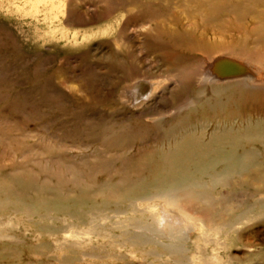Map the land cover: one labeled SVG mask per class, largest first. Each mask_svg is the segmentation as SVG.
Returning <instances> with one entry per match:
<instances>
[{
    "label": "rangeland",
    "instance_id": "1",
    "mask_svg": "<svg viewBox=\"0 0 264 264\" xmlns=\"http://www.w3.org/2000/svg\"><path fill=\"white\" fill-rule=\"evenodd\" d=\"M241 1L0 0V176L26 171L35 182L47 183L50 193L59 180L66 186L76 180L92 194V181H109L112 174L110 181H116L115 169L124 160L160 144L170 121L210 93L199 73L206 57L176 56L179 50L165 47L158 34L198 35L193 22L211 12L228 20L234 16L230 6ZM148 5L159 12L147 15ZM252 6L263 16L264 5L252 0ZM213 25L203 39L230 45L253 26L244 22L243 32L238 24ZM252 46L264 50V43ZM227 60L211 64L231 76L245 62ZM98 162L104 170L83 167ZM69 166L82 173L65 170ZM94 198L97 209L84 220L54 212L48 219L27 216L0 204V242L17 249H0V264H264L261 217L235 231L219 225L215 234L205 232L192 206L187 210L192 222L169 233L176 237L171 240L146 213L132 211L140 202L126 203L125 213L116 214ZM140 220L150 224L147 233L162 237L133 244L131 223ZM42 224L53 229L42 230ZM64 228L72 232L66 235Z\"/></svg>",
    "mask_w": 264,
    "mask_h": 264
},
{
    "label": "bare ground",
    "instance_id": "2",
    "mask_svg": "<svg viewBox=\"0 0 264 264\" xmlns=\"http://www.w3.org/2000/svg\"><path fill=\"white\" fill-rule=\"evenodd\" d=\"M246 2L249 8L243 9ZM254 2L264 5L258 0ZM230 7L234 16L228 20L211 12L202 15L205 19L193 22L201 30L198 35L188 31L177 32L176 36L158 34L165 47L179 50L176 56L196 53L206 57L207 66L199 73L203 72L210 88V93L196 105L191 104L170 121L161 133L160 144L139 152L136 158L124 160L122 167L115 169L116 181H110L114 174L109 181H92L93 194L76 180L71 186L59 180L55 192L50 193L47 183L35 182L26 171L19 175L6 173L0 176V204L27 216L45 217L54 212L84 220L87 214L93 213L92 209H97L95 196L100 197L98 204L102 209L114 207L116 214L125 213L124 204L140 202L139 208L132 211L146 213L152 226L162 229L171 240L176 237L169 233L192 222L187 213L192 206H196L194 217L200 219L205 232L213 230L216 234L219 225L235 231L237 226L258 217L264 221V50H252V45L264 43V14L257 15L252 0H242ZM144 9L150 16L159 12L149 5ZM248 21L253 26L247 30L243 23ZM213 23L219 24V28L238 24L236 29L246 28L243 31L247 30L246 36L230 40L231 45L209 44L202 35L209 33ZM216 54L219 57L213 58ZM228 58L245 61L238 64L231 76L221 74L211 64V60L225 62ZM103 166L98 162L96 165L85 163L83 167L89 171L104 170ZM65 170L82 173L77 166L65 167ZM62 221L70 225L66 219ZM149 225L141 220L131 223L136 235L130 241L137 245L162 237L158 232L147 233ZM39 228L53 229L44 224ZM78 233H75L74 245L82 241ZM0 249L17 252L13 243L0 242Z\"/></svg>",
    "mask_w": 264,
    "mask_h": 264
}]
</instances>
